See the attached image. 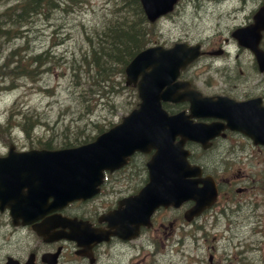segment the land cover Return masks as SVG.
Instances as JSON below:
<instances>
[{"label":"flooded vegetation","instance_id":"flooded-vegetation-1","mask_svg":"<svg viewBox=\"0 0 264 264\" xmlns=\"http://www.w3.org/2000/svg\"><path fill=\"white\" fill-rule=\"evenodd\" d=\"M212 1L215 28L178 77L215 107L190 116L206 132L203 141L184 142L190 171L174 177L190 187L186 197L150 212L139 196L150 178V147L104 170L91 197L54 208L47 195L39 207L38 175L1 160L27 150L19 127L0 124V264H151V248L155 253L166 237H176L178 264H264V0ZM173 91L179 99L161 100L162 107L190 113L183 88ZM170 130L171 143L178 142V128ZM111 211L108 221L103 215ZM78 219L104 231L110 223L120 233L88 241L85 227L71 224Z\"/></svg>","mask_w":264,"mask_h":264},{"label":"rangeland","instance_id":"rangeland-1","mask_svg":"<svg viewBox=\"0 0 264 264\" xmlns=\"http://www.w3.org/2000/svg\"><path fill=\"white\" fill-rule=\"evenodd\" d=\"M12 1L0 0V12ZM211 7L207 0H180L171 13L153 23L152 43L170 45L178 38L206 37L215 28L211 17L216 10L211 11ZM107 8V0H79L63 10L52 8L34 15L23 27L26 36L0 39V62L8 49L23 41L27 46L20 53L47 51L30 64L31 75L16 71L13 82L6 79L4 83L0 77V122L22 126L29 120L28 132L17 133L20 145L29 146L27 138L31 137L38 143L49 140L53 146L79 144L91 140L99 129L110 126L134 107L138 99L135 90L124 85V74L112 69L108 80L95 84L87 66L90 63L85 64L82 55L86 34L100 22ZM175 239H161L166 250L151 251V264H178Z\"/></svg>","mask_w":264,"mask_h":264},{"label":"water","instance_id":"water-1","mask_svg":"<svg viewBox=\"0 0 264 264\" xmlns=\"http://www.w3.org/2000/svg\"><path fill=\"white\" fill-rule=\"evenodd\" d=\"M144 12L149 20H154L159 15L170 11L176 0H140ZM199 50L197 45L188 46L186 43H175L169 48L162 46H149L138 53L126 64V84L136 85L140 101L138 107L123 116L127 121L111 126L100 133L91 142L73 147H64L49 150L47 153L54 160V165L72 166L81 165L92 170L113 168L121 158L135 148H142L145 141L152 140L146 136V125H155L163 118L164 112L159 104V88L166 84V88H174L170 82L176 77L179 67L192 60ZM149 68V70H147ZM178 86H176L177 88ZM148 118L150 121H145ZM157 125V124H156ZM121 127L129 130L123 131ZM44 154L37 153L38 156ZM71 160H74L71 161ZM56 171V170H55ZM49 187L57 197L70 199L80 192L88 191V187L57 186L56 182ZM160 200L167 198L166 193H157Z\"/></svg>","mask_w":264,"mask_h":264},{"label":"trees","instance_id":"trees-1","mask_svg":"<svg viewBox=\"0 0 264 264\" xmlns=\"http://www.w3.org/2000/svg\"><path fill=\"white\" fill-rule=\"evenodd\" d=\"M79 0H15L0 12V39L21 38L26 36V29L20 27L22 22H27L34 15L39 16L53 9H65L74 5ZM108 8L97 26L86 34L87 43L85 52V64L91 68V77L96 81H105L111 77L108 73L112 69L123 71L124 65L140 48L145 46L150 37L151 24L143 14L139 0H107ZM27 46L23 41L13 46L5 54L0 62V77L3 73L9 82L19 74H32L34 72L30 64L42 57L46 50L37 54L29 51L20 53ZM25 54V55H24ZM31 59V60H30ZM5 77V76H4ZM3 77V78H4ZM12 84V83H11ZM9 87V86H8ZM29 120L22 123L25 131Z\"/></svg>","mask_w":264,"mask_h":264}]
</instances>
